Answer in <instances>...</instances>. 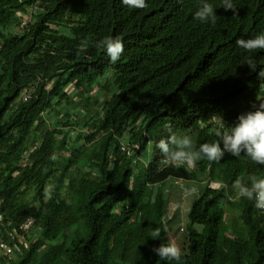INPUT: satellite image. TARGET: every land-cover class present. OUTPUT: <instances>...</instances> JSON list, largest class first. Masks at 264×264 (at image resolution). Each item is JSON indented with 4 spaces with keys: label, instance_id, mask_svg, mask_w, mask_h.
<instances>
[{
    "label": "trees",
    "instance_id": "1",
    "mask_svg": "<svg viewBox=\"0 0 264 264\" xmlns=\"http://www.w3.org/2000/svg\"><path fill=\"white\" fill-rule=\"evenodd\" d=\"M146 2L0 0L1 214L12 228L36 220L30 249L13 264H264L260 210L233 200L238 177L264 175L243 153L196 162L225 187L208 183L193 200L179 261L152 251L172 241L177 220L168 182L205 181L198 169L162 163L158 141L188 135L198 149L219 139L207 132L216 115L230 126L264 102V49L236 45L264 32V0H233L238 15L208 0L215 25L194 19L200 0ZM34 5L42 12L18 35L16 14ZM106 36L123 43L115 63L96 46ZM25 90L34 91L28 103ZM128 137L146 166L122 153Z\"/></svg>",
    "mask_w": 264,
    "mask_h": 264
},
{
    "label": "clouds",
    "instance_id": "2",
    "mask_svg": "<svg viewBox=\"0 0 264 264\" xmlns=\"http://www.w3.org/2000/svg\"><path fill=\"white\" fill-rule=\"evenodd\" d=\"M121 2L131 8L143 9L147 7L146 0H121ZM221 6L226 11L232 10L234 15H238V9L233 3V0H221ZM39 12H42V9L34 5L27 8V12H18L16 14L18 35H22L27 31V29L30 28V26L34 24L36 19L35 17ZM194 19L200 21L201 23H211L215 25L217 22V15L215 14L213 5L209 3L208 0H200V5L194 14ZM55 31L60 33L61 27L60 29L56 28ZM236 45L240 48H243L247 52H253L257 49H264V32L256 34L254 37L247 39L241 37L236 40ZM96 46L106 49V52L112 63H115L123 53V43L118 37L113 38L106 36L103 40L99 41ZM247 65L255 70L251 60L247 61ZM261 75H264V73H261ZM40 82H42L41 79ZM53 86V81L46 83L45 90L48 94L52 91ZM64 91L67 96H70L74 100L76 99V95L78 96V89L75 83H70ZM97 91L98 87L95 92L92 93L94 95L91 97H94ZM33 94V90H25L21 95V99L24 101V103H28L33 98ZM60 110L61 109L56 107L55 112H60ZM214 119L218 121L216 129L207 127V132L209 131V133L214 134L219 138L214 142L202 143L197 149L190 136H177L173 134L170 135L167 140H159L156 144V147L160 149L164 156L162 163L175 166L185 165L187 168L192 169V171L194 169H198V172L201 174V178L205 180H202L201 185L205 186L210 183L213 188H217L219 186L225 187V185L212 181L208 174L203 176V173L199 171L196 162L202 159H207L210 162H217L222 160L225 153H229L234 157H239L241 153H243L254 163L264 165V102H254L251 106V109L239 114L235 123L232 125L230 123V126L224 125L222 116L216 115L213 118V121ZM50 120H52V118ZM85 131L86 130H79L78 132ZM74 135H77V131H74L70 136L73 137ZM129 140L130 139L128 137L120 141L122 153L127 155L128 158L134 160L135 162H139L141 164L144 163L146 166L148 164L149 158L141 152H139V155L136 157V151H139L140 148L139 146L129 144ZM25 164L27 165V161ZM175 183L177 186H181V189H183L184 185L189 182L176 180ZM233 188L236 191V196L233 200L237 198H246L249 201H253L255 208L260 210L264 226V175L257 176L253 174L249 175L246 179L243 177H238L233 183ZM186 191L191 195H196V197H199L202 193L198 192L199 189L195 185ZM183 196L184 198L187 197L185 191ZM184 231L185 228H182L181 232ZM150 237L153 240L159 239L160 230H153L150 234ZM152 251L158 254L160 260L179 261L181 258V249L174 241H169L166 244L161 243L159 247H154Z\"/></svg>",
    "mask_w": 264,
    "mask_h": 264
},
{
    "label": "built area",
    "instance_id": "3",
    "mask_svg": "<svg viewBox=\"0 0 264 264\" xmlns=\"http://www.w3.org/2000/svg\"><path fill=\"white\" fill-rule=\"evenodd\" d=\"M5 200L0 196V264H13L23 253L30 249L31 236L36 227V221L28 219L19 228H12L2 217ZM264 215V212H263Z\"/></svg>",
    "mask_w": 264,
    "mask_h": 264
},
{
    "label": "rangeland",
    "instance_id": "4",
    "mask_svg": "<svg viewBox=\"0 0 264 264\" xmlns=\"http://www.w3.org/2000/svg\"><path fill=\"white\" fill-rule=\"evenodd\" d=\"M193 185H195L196 187H198L199 189V193H201L203 191L204 186L202 185H197V184H185L184 188L181 189V186L176 187L177 185L171 184L168 188L169 193L167 194L168 196L171 194L172 196V200L171 202V206H170V215L173 216L171 218H175V216H177V212L180 213L181 215H179V217L177 216V218H179V220H176L175 222V227H174V231H172L171 233V239L172 241H174L181 249V253L183 252V232H181L182 228H185V225L187 223V215H188V211L189 208L193 202V200L196 199V195H191L189 194L186 190L191 188ZM202 187V188H201ZM182 190V191H181ZM187 195L186 198H184L183 194ZM175 195H176V199H175Z\"/></svg>",
    "mask_w": 264,
    "mask_h": 264
},
{
    "label": "crops",
    "instance_id": "5",
    "mask_svg": "<svg viewBox=\"0 0 264 264\" xmlns=\"http://www.w3.org/2000/svg\"><path fill=\"white\" fill-rule=\"evenodd\" d=\"M171 184H174L173 181H169V182H168V185H167V191H166L167 194L169 193L168 188H169V186H170ZM187 184H190V185H191V184L201 185L202 183H201V182H198V181H197V182L195 181V182H189V183H187ZM201 188H202V187H201ZM171 195H174V194H171ZM171 195H169V200H170V201L172 200V196H171ZM175 199H176V195H175ZM170 206H171V202H170ZM178 212H180V211H178ZM178 212H177V213H178ZM179 215H181V214L179 213L177 216L179 217ZM169 216H171V215L169 214ZM177 220H179V218H177Z\"/></svg>",
    "mask_w": 264,
    "mask_h": 264
}]
</instances>
